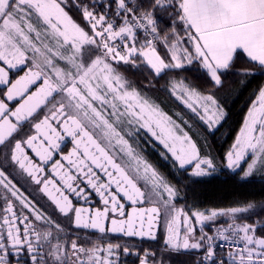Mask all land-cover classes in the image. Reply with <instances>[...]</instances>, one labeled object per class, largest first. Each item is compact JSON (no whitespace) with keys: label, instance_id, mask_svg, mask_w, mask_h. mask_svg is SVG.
<instances>
[{"label":"snow or ice","instance_id":"obj_1","mask_svg":"<svg viewBox=\"0 0 264 264\" xmlns=\"http://www.w3.org/2000/svg\"><path fill=\"white\" fill-rule=\"evenodd\" d=\"M13 70L23 75L13 79ZM230 72L242 83L264 77V0H0V264H119L121 245L93 235L157 240L161 222L159 255L134 253L139 264H264V197L186 211L176 204L180 189L140 147L146 134L177 173L216 172L211 153L149 91L166 80L162 88L211 132L226 117L214 90ZM129 73L141 74L143 87ZM253 94L222 158L249 184L257 175L264 183V82ZM9 168L76 229L94 231L70 238ZM218 217L231 222L205 231Z\"/></svg>","mask_w":264,"mask_h":264},{"label":"trees","instance_id":"obj_2","mask_svg":"<svg viewBox=\"0 0 264 264\" xmlns=\"http://www.w3.org/2000/svg\"><path fill=\"white\" fill-rule=\"evenodd\" d=\"M66 10L69 11L74 20L81 25L84 24L81 14L74 8H66ZM164 19L167 20L166 15ZM160 51L163 52V48ZM244 66L241 60L236 61L237 68ZM128 75L136 80L137 85L143 87L141 74L129 73ZM184 75H187L189 82L196 83L202 91L206 92L211 88V84L206 83L204 79L195 80V74L193 73H185ZM222 79L224 80V86L215 89L214 95L226 112V117L211 132L189 109L162 88L166 80H160L156 87L149 91V95L160 103L163 110L173 116V118H176L182 125L184 124L180 117L176 116V113H180L183 119L186 118L190 121L191 125L188 124L183 127L187 128L189 135L197 141L202 154L210 152L219 165L217 171L210 175L192 177L188 172L189 168L188 171L181 170L177 173L172 167V160L169 158L166 160L159 153H156L155 149L159 145L152 149L147 147L145 150L140 146L143 152L150 154L148 159L154 166L180 189V198L177 200L189 211L191 209H199L201 211L206 209H226L236 206L239 201L258 200L264 197V190H262L264 189V183H262L260 175L255 176L254 183L249 184L240 181L232 170L222 166L223 155L241 128L246 113L255 98L253 93L264 82V77L257 75L255 78H248L246 83H242L246 79L245 77L230 72ZM229 222H231L229 219H223L216 223L205 225L204 228L205 231L212 234L216 224H227ZM242 222H244L242 219L237 220V223ZM247 222L252 221L249 220Z\"/></svg>","mask_w":264,"mask_h":264},{"label":"flooded vegetation","instance_id":"obj_3","mask_svg":"<svg viewBox=\"0 0 264 264\" xmlns=\"http://www.w3.org/2000/svg\"><path fill=\"white\" fill-rule=\"evenodd\" d=\"M19 75H23V72H17L16 70H13V75H12L13 79L17 78V76H19ZM9 106L14 107L15 101L9 102ZM142 143L143 142H140V145L145 150L148 146L146 144H142ZM71 147H72V145L70 143H68L67 146L64 148V151L67 152ZM153 147L155 148V146H153ZM143 153L148 159V156H150V154H148L147 152H143ZM57 158H59V157H57ZM148 161L150 163H152L149 159H148ZM8 171L12 173L9 176V179H12L13 183H15L17 185V187L20 188V190L22 192H24V194L26 196H29L30 199L32 198L33 195H35L36 200L38 201L37 206H40L41 204L44 205V210H46L48 213L52 214L54 219H58L65 226V228L68 231V235L70 238H74L76 233H79L81 237H84L86 232L91 234L94 231V230L76 229L73 226V224L69 220H67V218L62 217L58 213V211H54V206H51L50 202L46 203V201H47L46 197H42V194L33 193L32 190L35 186L32 185L29 180L22 179L15 172H12L11 168H9ZM4 195H7V193H5L2 186H0V205L3 204V196ZM97 200H98V197L94 196L92 203L95 204ZM80 203L82 204L83 202L81 201ZM176 204L178 207L183 206L180 204V202L178 200L176 201ZM96 206H99V205H96ZM185 210L189 211L186 208H185ZM205 225H202V226L204 227ZM200 227H201V225H197V229H199ZM96 237H102L103 243H105V244L107 242H111L114 244L119 243L121 245V250H120V255H119V264H139V260L134 253L139 252L142 255L143 250L148 249V250L156 252L159 255L160 248H161L162 242H163V222H161L160 225H158V229H157L158 239L157 240H149L148 238H141V237H136V236L127 237V236H124L123 234H119V233H117V234L107 233L106 235L100 234V233H95V235H93V239H96ZM81 242H83V240H81ZM124 246L129 247L132 250L133 254H129V255L125 256L123 253V250H122Z\"/></svg>","mask_w":264,"mask_h":264},{"label":"rangeland","instance_id":"obj_4","mask_svg":"<svg viewBox=\"0 0 264 264\" xmlns=\"http://www.w3.org/2000/svg\"><path fill=\"white\" fill-rule=\"evenodd\" d=\"M254 100H255V98H254ZM253 100V101H254ZM252 106V104L250 105V107ZM249 107V108H250ZM248 112V111H247ZM246 115H247V113H246ZM246 117V116H245ZM174 119H176V118H174ZM177 120V119H176ZM184 120H187L188 121V124H190L191 125V123H190V121L188 120V119H186V118H184ZM177 122L178 123H180L178 120H177ZM182 125V124H181ZM184 125H182V127H183ZM242 126H243V124H242ZM241 126V127H242ZM184 130L185 131H187V128H185L184 127ZM240 130V129H239ZM188 132V131H187ZM199 133V132H198ZM239 134V131L236 133V135H235V137L237 136ZM235 137H234V140H235ZM234 140H233V142H234ZM140 142H143L142 144H146L147 146H148V148H154L153 146H155V147H157L158 145L160 146H158L155 150H156V153H159L160 154V152H166V150L163 148V146L162 145H160L159 144V142L158 141H154V140H151V142H149V139H146V134H145V136H141V138H140ZM232 142V143H233ZM231 143V144H232ZM141 146V145H140ZM231 145H229V147H230ZM229 147H228V149H229ZM227 149V150H228ZM168 155V158L171 160V156H170V154H167ZM191 171H192V168L191 167H189V173H191ZM223 219H228L227 217H218L215 221H205V223H204V225L206 224V225H208V224H210V223H216L217 221H220V220H223ZM220 225H226V224H222V223H219V224H216L215 225V227H219ZM204 230H205V228H204Z\"/></svg>","mask_w":264,"mask_h":264}]
</instances>
